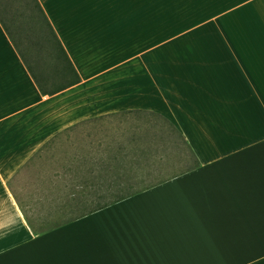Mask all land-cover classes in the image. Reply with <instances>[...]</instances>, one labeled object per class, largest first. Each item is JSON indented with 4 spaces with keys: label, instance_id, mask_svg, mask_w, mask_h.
Returning a JSON list of instances; mask_svg holds the SVG:
<instances>
[{
    "label": "crops",
    "instance_id": "obj_1",
    "mask_svg": "<svg viewBox=\"0 0 264 264\" xmlns=\"http://www.w3.org/2000/svg\"><path fill=\"white\" fill-rule=\"evenodd\" d=\"M39 1L82 80L43 94L0 21V264H264V0ZM157 115L194 168L33 230L11 182L48 142L101 119L130 135ZM114 209L127 217L103 229Z\"/></svg>",
    "mask_w": 264,
    "mask_h": 264
},
{
    "label": "rangeland",
    "instance_id": "obj_2",
    "mask_svg": "<svg viewBox=\"0 0 264 264\" xmlns=\"http://www.w3.org/2000/svg\"><path fill=\"white\" fill-rule=\"evenodd\" d=\"M5 2L14 6L8 0ZM14 12L18 15L15 8ZM20 21L25 35L30 38L26 21L22 18ZM143 119L130 135L129 132L110 131L111 128L106 127L109 123L96 120L66 132L35 155L11 182V189L33 224L39 228L43 226L45 217L57 215L53 213V198L66 199L70 195V183L74 182V177L93 180L97 171L88 173V169L110 167L104 172L105 178L114 176L116 170V173H121L117 174L119 177L125 176L124 183L138 181L141 184L136 186L139 187L171 177L194 163L190 148L174 136L168 123L152 117ZM145 119L149 121L145 122ZM129 146L140 147L143 152L130 156L108 153L110 147L116 151L117 148ZM146 150L150 152L146 154ZM102 178L100 176L97 180L102 181ZM114 211L96 217L101 218L103 229H115L119 225L116 222L119 223L121 217H127ZM85 227L100 229L93 220H89ZM97 248L95 250L99 254Z\"/></svg>",
    "mask_w": 264,
    "mask_h": 264
},
{
    "label": "trees",
    "instance_id": "obj_3",
    "mask_svg": "<svg viewBox=\"0 0 264 264\" xmlns=\"http://www.w3.org/2000/svg\"><path fill=\"white\" fill-rule=\"evenodd\" d=\"M8 1L12 2L15 7L6 4L5 0H0V21L42 93L52 95L81 82L82 77L41 2L39 0ZM14 8L18 15L15 14ZM19 17L26 21L31 33L30 38L25 35L19 24L21 22ZM137 112H140V110H137ZM144 112L154 115L157 114L155 112ZM157 116L160 120L162 119L169 124L174 136L179 141L188 145L195 161L198 163L199 160L195 153L177 127L165 117ZM77 127L78 124L65 129V131L48 142L44 148L55 139ZM194 166L195 164L193 163L184 171L191 170ZM106 170L109 169H88V173L97 171L95 173L96 175H93V177L95 176L93 180L88 178L79 180L78 177H74L75 179L72 178L74 182L70 183V195L62 200L61 197L53 198V213H57V215L50 214V217H45L42 223L43 226L39 228L34 226L29 218V222L34 228L33 230L36 233L48 232L54 227L67 224L106 208L150 186L142 185L137 187L131 182L129 184H123L121 182L117 184L106 183L104 182V172ZM184 171L176 173L173 176ZM113 174L121 175L119 172L116 173V170ZM100 176L103 177L102 181L97 180Z\"/></svg>",
    "mask_w": 264,
    "mask_h": 264
}]
</instances>
